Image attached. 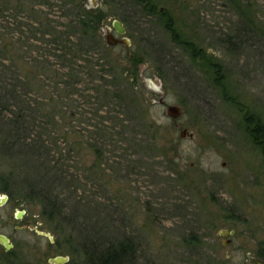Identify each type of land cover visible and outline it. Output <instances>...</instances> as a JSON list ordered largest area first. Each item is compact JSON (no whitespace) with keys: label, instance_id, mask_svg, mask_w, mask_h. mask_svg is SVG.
I'll list each match as a JSON object with an SVG mask.
<instances>
[{"label":"rangeland","instance_id":"rangeland-1","mask_svg":"<svg viewBox=\"0 0 264 264\" xmlns=\"http://www.w3.org/2000/svg\"><path fill=\"white\" fill-rule=\"evenodd\" d=\"M16 3L15 20L27 24ZM59 10L35 9L56 31H73L67 54L24 32L9 36L2 57L33 80L41 44L51 69L42 90L21 88V104L0 108V232L12 243L0 245V264H51L57 255L93 264L90 245L123 241L126 264H241L247 252L263 255L264 0H67ZM114 19L129 46L107 44L103 28ZM82 21L88 34L79 40ZM169 105L180 106L177 118ZM20 106L35 119L30 138L43 133L50 165L64 174L52 183L58 204L26 193L24 178L45 167L10 149L7 120Z\"/></svg>","mask_w":264,"mask_h":264},{"label":"trees","instance_id":"trees-1","mask_svg":"<svg viewBox=\"0 0 264 264\" xmlns=\"http://www.w3.org/2000/svg\"><path fill=\"white\" fill-rule=\"evenodd\" d=\"M22 3V0H18V3H16V5L19 6L21 12L22 9H27L25 10L27 12L23 13L25 14V16H27V24L25 22L22 24V22H18L17 20H15V17L16 15H18V13H15V5L13 4V0H0V108L7 105H10L11 107L13 105L12 103H17V105L21 104V102H23L21 94L19 93L21 88L23 89L30 86H35L38 90H42V88L44 87H42V84L40 82L42 76L46 75L45 70L47 67L51 69L49 63H47L48 66L47 64L45 65L46 58H44L45 55H43L44 52L41 51L43 50V48L40 44L36 46L39 51V54L36 56L37 59L40 60H38V64L36 63L34 65L35 67H37L34 69V71L36 74L38 73V75H35V79L33 80L21 79V69L15 63H11V65L8 66L2 60V57L7 51V47L14 44L12 42L10 43L9 36L11 38L19 37L16 36L17 33H20L21 35L24 32H31L34 39L45 42H55V45L58 46H56V50L65 51V54H67L68 50H70L69 46L67 47L65 45L68 41V37L66 36V34L70 33L71 35L73 31L69 29L66 31L67 33L63 35L61 31H56L53 26L48 25L49 23L44 22L43 19L38 17L35 11V9L37 8L39 11L45 13L46 15H49L50 10L58 7L60 9L59 11L61 12V14L58 15L59 17L66 12L67 0H25V7ZM45 9L48 10V13L45 12ZM100 19V16H95L93 22L98 23L100 22ZM46 20H49V16ZM83 22L85 21H82L81 24H83V26L85 27L84 29H82V31L79 32V40H83L84 35L86 36L88 34V21L87 23H85L86 25ZM89 24L91 25V23ZM37 33H39V35H36ZM48 35H52L53 38H51L50 40L44 37ZM79 43H82V41H80ZM32 45L33 44L29 45L30 50ZM11 48L13 49V46H11ZM69 53L71 55V52ZM70 62L71 61H69V63ZM69 63L67 64L69 65ZM63 64L67 68L69 67L66 63ZM7 71H10V73H12L9 77L6 74ZM58 71L59 70L54 68V74H57ZM101 71L102 70L100 69V72ZM71 73L72 71L70 72V76ZM63 85L68 86V81H64ZM18 108L19 109L11 110L13 111V113L11 114L9 120H7L10 122L12 128L8 131V133L14 138L13 143L10 145V149H12V151H20L21 149H23L25 154L27 153L31 157L35 156L36 158L34 157V159L37 161L39 160L40 165H43L45 167V171L43 174L40 172H29L27 177L24 178V183L27 190L26 193L30 195L31 199H35V201H37L39 204H47L48 207L52 204H58L59 193L54 191L52 183L57 180H62L64 178V174L62 170L59 169L58 166H56L57 163L55 165H50L51 161L54 159V151L52 145H50L49 140H47V138L43 136L42 132L35 133L34 137L30 138L31 131L35 129V126H32L35 119L34 117H32V114L29 112V110H23L21 106ZM40 129L44 130L45 132L46 128L45 126H40ZM259 129L260 126L257 124L255 132ZM4 151L9 152L10 150L4 149ZM2 189L10 197L13 196V193L10 191L11 188L8 187V185H4ZM51 210H53V208L50 209V212L48 211L49 213L47 214H51V216H53V212H51ZM129 246V241L111 243L100 249H98V247L95 245H90L87 249V253L90 262L93 264H126L125 259L127 258V250Z\"/></svg>","mask_w":264,"mask_h":264},{"label":"water","instance_id":"water-1","mask_svg":"<svg viewBox=\"0 0 264 264\" xmlns=\"http://www.w3.org/2000/svg\"><path fill=\"white\" fill-rule=\"evenodd\" d=\"M112 27L115 29V31L119 35H123L125 33L124 26L117 19H114L112 21ZM103 31L105 34V40H106L108 45L122 44L125 47L130 45V41L127 37H125V36L116 37L111 31V27L106 26L103 28ZM146 82L149 86H151V83L149 80H147ZM181 111L182 110H181L180 106H178V105H169L166 108V114L172 118H177L181 114ZM186 133H187L186 129H183L180 132V136L184 137V136H186ZM188 136H192V134L189 133ZM6 198H7L6 196H0V204H2L4 202L1 200H6ZM21 214H22V212H19L17 217H20ZM224 233L227 234L226 231H224ZM232 233H233V231L230 232V234H232ZM42 234L48 236V234H45V233H42ZM0 245L4 246V248L6 250H9L12 247V243L10 242L9 238L2 233H0ZM67 261H68V257L61 256V255H57V256H54V257L48 259V262L51 264H64ZM249 262H250V264H264L263 260H260L258 258H254V257H250Z\"/></svg>","mask_w":264,"mask_h":264},{"label":"flooded vegetation","instance_id":"flooded-vegetation-1","mask_svg":"<svg viewBox=\"0 0 264 264\" xmlns=\"http://www.w3.org/2000/svg\"><path fill=\"white\" fill-rule=\"evenodd\" d=\"M160 11H163V10H160ZM122 24V23H121ZM111 25H112V23H111ZM125 28V27H124ZM111 31H112V33L113 34H116V35H119L116 31H115V29L111 26ZM126 32V31H125ZM125 34V33H124ZM124 34L123 35H119L120 37H122V36H124ZM19 213V212H18ZM18 213H17V216H18ZM1 233V232H0ZM3 234V233H2ZM5 235V234H4ZM10 240V239H9ZM229 241V240H228ZM2 246V245H1ZM4 247V246H3ZM5 249V248H4ZM6 250V249H5ZM246 260H245V262H243V263H241V264H250V262H249V258L250 257H254V258H258V259H260V260H263L264 261V254L262 255V254H260V255H254V254H251L250 252H247L246 253Z\"/></svg>","mask_w":264,"mask_h":264}]
</instances>
